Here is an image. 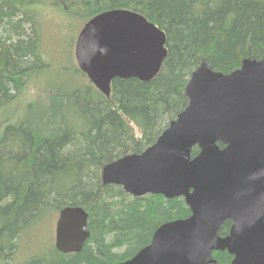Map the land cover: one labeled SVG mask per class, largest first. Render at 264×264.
I'll use <instances>...</instances> for the list:
<instances>
[{"label": "trees", "instance_id": "trees-1", "mask_svg": "<svg viewBox=\"0 0 264 264\" xmlns=\"http://www.w3.org/2000/svg\"><path fill=\"white\" fill-rule=\"evenodd\" d=\"M51 6L84 22L110 9L142 13L167 34L161 71L147 82L115 78L109 97L77 67V80L49 78L42 12ZM203 58L224 73L264 58V0H0V264H13L24 239L68 206L89 215L83 249L64 254L50 244L26 264H115L162 223L190 216L183 197H134L104 184L101 172L156 142L188 105L185 88Z\"/></svg>", "mask_w": 264, "mask_h": 264}, {"label": "water", "instance_id": "water-1", "mask_svg": "<svg viewBox=\"0 0 264 264\" xmlns=\"http://www.w3.org/2000/svg\"><path fill=\"white\" fill-rule=\"evenodd\" d=\"M166 42V32L142 13L110 9L84 24L75 58L109 97L115 78H155L168 53ZM185 94L188 105L157 141L106 164L101 178L134 196L183 197L192 216L166 222L150 244L115 264H215L213 253L225 250L231 264H264V58H245L229 73L214 70L204 58ZM195 146L200 151L192 157ZM228 219L233 224L222 236ZM87 221L82 207L63 208L56 247L79 253L89 237Z\"/></svg>", "mask_w": 264, "mask_h": 264}, {"label": "rangeland", "instance_id": "rangeland-1", "mask_svg": "<svg viewBox=\"0 0 264 264\" xmlns=\"http://www.w3.org/2000/svg\"><path fill=\"white\" fill-rule=\"evenodd\" d=\"M42 13L44 15L42 18V47L49 63V78L60 76L70 81L77 80L74 73L75 67L78 68L75 44L85 23L84 20L67 16L55 6L45 8ZM56 219L57 214L53 213L46 223L38 227V233H33L28 236V239H24L13 264H26L31 256L44 252L50 244L55 245Z\"/></svg>", "mask_w": 264, "mask_h": 264}, {"label": "bare ground", "instance_id": "bare-ground-1", "mask_svg": "<svg viewBox=\"0 0 264 264\" xmlns=\"http://www.w3.org/2000/svg\"><path fill=\"white\" fill-rule=\"evenodd\" d=\"M167 54H168V53H167ZM166 57H167V56H166ZM203 59H204V58H203ZM203 59L201 60V63H202ZM205 59H206V58H205ZM206 60H207V59H206ZM201 63H200V65H201ZM200 65H199V66H200ZM199 66H198V67H199ZM198 67H197V68H198ZM195 70H196V69H195ZM195 70H194V71H195ZM194 71H193V72H194ZM193 72H192V73H193ZM191 75H192V74H191ZM190 77H191V76H190ZM127 79H129V78H127ZM104 167H105V166H104ZM104 167H103V168H104ZM125 192H126V191H125ZM126 193L130 194L129 192H126ZM130 195L134 196L133 194H130ZM160 195H161V194H160ZM143 196H145V195H143ZM134 197H139V196H134ZM187 206H188V205H187ZM78 207H80V206H78ZM188 207H189V206H188ZM189 208H190V207H189ZM83 209H84V208H83ZM84 210H85V209H84ZM190 211H191V209H190ZM88 216H89V215H88ZM191 216H192V211H191L190 216H188V217H186V218H178V219H179V220H186V219L191 218ZM178 219H174V220H178ZM227 221H231L232 224H233V221L230 220V219L226 220V221L224 222V224H225ZM167 222H169V221H167ZM165 223H166V222L162 223V224L156 229V231H157V230H158L163 224H165ZM224 224H223V225H224ZM223 225H222V226H223ZM231 226H232V225H231ZM230 228H231V227H230ZM87 230H88V232H89V237H90V231H89V229H88V221H87ZM156 231H155V232H156ZM155 232H154V234H155ZM154 234H153V235H154ZM89 237H88V238H89ZM88 238H87V239H88ZM152 238H153V237H152ZM87 239H86V241H87ZM151 241H152V240H151ZM85 243H86V242H85ZM150 243H151V242H150ZM150 243H149V244H150ZM55 247H56V244H55ZM56 248H57V247H56ZM57 250L60 251L58 248H57ZM139 251H140V250H139ZM139 251H138V252H139ZM225 251H227V250H225ZM60 252H61V251H60ZM138 252H137V253H138ZM227 252H228V251H227ZM62 253H64V252H62ZM137 253H136V254H137ZM228 253H229V252H228ZM64 254H71V253H64ZM136 254H135V255H136ZM229 254H230V253H229ZM135 255H134V256H135ZM230 255H231V254H230ZM231 256H232V255H231ZM232 257H233V256H232Z\"/></svg>", "mask_w": 264, "mask_h": 264}, {"label": "flooded vegetation", "instance_id": "flooded-vegetation-1", "mask_svg": "<svg viewBox=\"0 0 264 264\" xmlns=\"http://www.w3.org/2000/svg\"><path fill=\"white\" fill-rule=\"evenodd\" d=\"M232 225V224H231Z\"/></svg>", "mask_w": 264, "mask_h": 264}]
</instances>
